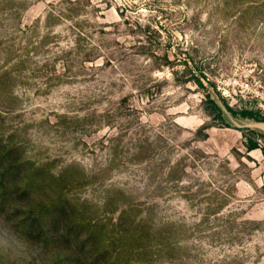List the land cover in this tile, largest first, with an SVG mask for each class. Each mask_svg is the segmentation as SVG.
<instances>
[{"label": "rangeland", "instance_id": "374dc122", "mask_svg": "<svg viewBox=\"0 0 264 264\" xmlns=\"http://www.w3.org/2000/svg\"><path fill=\"white\" fill-rule=\"evenodd\" d=\"M263 117L264 0H0V264H54L36 203L108 264H264Z\"/></svg>", "mask_w": 264, "mask_h": 264}, {"label": "trees", "instance_id": "16d2710c", "mask_svg": "<svg viewBox=\"0 0 264 264\" xmlns=\"http://www.w3.org/2000/svg\"><path fill=\"white\" fill-rule=\"evenodd\" d=\"M227 111L235 116L237 113L232 111L229 107H225ZM217 118L222 120L221 111L217 108ZM243 118H250L256 120L253 113H238ZM264 122V117L262 118ZM247 150H253L256 148V143L253 141H249L246 146ZM2 160V159H0ZM8 168V167H7ZM5 169L0 174V207H9V202H14L21 200V198L26 197L29 193L31 188L36 186V181L32 178V174L29 173L25 178L21 185H18L17 189L12 192L7 191V188L16 185V173L12 172L10 169ZM33 202H31L32 204ZM35 205V203H33ZM25 218H27V222L21 224V232L22 234L26 235L27 237L31 236L34 240V243L37 245V249L41 251H47L50 247H55L57 250H52V252H56L54 254V264H108L107 261L104 259V247L101 244L100 240L101 237H98L97 240L91 236L88 239H82L81 242H76L75 240L81 239L78 233V229L76 230L69 228L65 230L64 233L58 234L57 231L52 232L49 229L45 228L42 224L44 218H48L49 221L47 224H50V220L52 224L55 223V219L60 218L67 214V209H63L60 207L59 203H53L48 206H44L43 204L37 205L36 209H32V211H25ZM48 215V216H47ZM75 244L72 243V241ZM95 239V240H94ZM87 243L91 245V249L85 251V254H89V258H86V261L76 260V256H68L73 253H66V249L70 248L71 245L79 244L81 247H86ZM60 251H63V257H59ZM117 264H127L123 261H118Z\"/></svg>", "mask_w": 264, "mask_h": 264}, {"label": "bare ground", "instance_id": "6f19581e", "mask_svg": "<svg viewBox=\"0 0 264 264\" xmlns=\"http://www.w3.org/2000/svg\"><path fill=\"white\" fill-rule=\"evenodd\" d=\"M262 126V128H264V124L263 125H261Z\"/></svg>", "mask_w": 264, "mask_h": 264}]
</instances>
